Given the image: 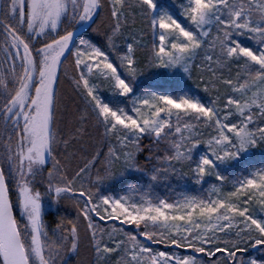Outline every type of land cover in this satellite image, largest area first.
Masks as SVG:
<instances>
[{
    "label": "snow or ice",
    "instance_id": "obj_1",
    "mask_svg": "<svg viewBox=\"0 0 264 264\" xmlns=\"http://www.w3.org/2000/svg\"><path fill=\"white\" fill-rule=\"evenodd\" d=\"M0 264H264V0H0Z\"/></svg>",
    "mask_w": 264,
    "mask_h": 264
}]
</instances>
